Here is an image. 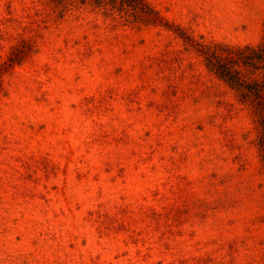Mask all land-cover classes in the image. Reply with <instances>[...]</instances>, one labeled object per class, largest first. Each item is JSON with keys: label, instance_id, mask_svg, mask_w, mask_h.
<instances>
[{"label": "rangeland", "instance_id": "rangeland-1", "mask_svg": "<svg viewBox=\"0 0 264 264\" xmlns=\"http://www.w3.org/2000/svg\"><path fill=\"white\" fill-rule=\"evenodd\" d=\"M124 2L0 0V264H264L254 124L197 53L264 0Z\"/></svg>", "mask_w": 264, "mask_h": 264}, {"label": "trees", "instance_id": "trees-1", "mask_svg": "<svg viewBox=\"0 0 264 264\" xmlns=\"http://www.w3.org/2000/svg\"><path fill=\"white\" fill-rule=\"evenodd\" d=\"M82 1L83 5H91L100 11L111 8L119 12L125 3L124 0ZM132 7L141 9L144 4L140 0H132ZM149 11L160 22L158 14L150 9ZM187 40L189 43L194 42L192 39ZM197 46V53L207 71L232 92L239 104L248 108L264 161V41L256 46L243 47L212 42Z\"/></svg>", "mask_w": 264, "mask_h": 264}]
</instances>
